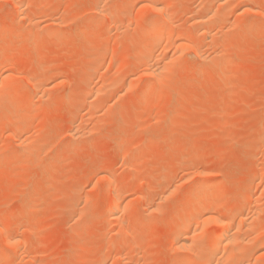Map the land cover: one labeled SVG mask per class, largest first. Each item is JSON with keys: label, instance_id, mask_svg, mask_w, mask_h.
Listing matches in <instances>:
<instances>
[{"label": "rangeland", "instance_id": "1", "mask_svg": "<svg viewBox=\"0 0 264 264\" xmlns=\"http://www.w3.org/2000/svg\"><path fill=\"white\" fill-rule=\"evenodd\" d=\"M14 1L17 2V0ZM14 1L0 0V5H1L0 17H3V20L0 19L2 21V23L0 22V24L2 25V26L0 25L1 26L0 29H2L0 32V63L5 61L7 58L10 59L14 57L15 61L14 58L11 60H13L14 64L16 63L18 64L17 67H14V65H13L14 68L12 67L13 69H15V71L13 69H11L12 70L11 71L10 70L11 67H5L0 64V73H1L0 75L2 76V74L7 73L8 71L13 73L12 76L16 79V81L19 80L16 82V84L18 82H19L18 85L22 84L20 86L22 88L24 86L25 91L24 88L22 90L25 93L19 92L18 93L19 95L17 96V94L13 95V93L9 91V93H6V95L8 94L9 95L8 96L5 95L6 98L9 97L8 99H6L7 105L5 104L3 106H0V113H1L0 118L3 117L6 119L9 113H12L13 115L15 113V117L17 116L22 120V121L20 120L22 126H19L21 124H19V118L17 120V117L15 118L16 120L11 119L12 121L9 125L7 122H9L10 118L8 117L9 119L7 122L5 121L6 123L3 121L4 126L3 124H1L2 122L0 120L1 122L0 123V150H1L0 155L2 154L3 156V159L1 158L2 156H0V161H2V163L0 162V213H5V215L7 214L5 218L3 217L4 218L3 221H1L2 218L0 219V222L1 225L5 224V226L7 223H9L7 225H9V227H12L11 229H9V233L8 231H6L8 233V235L5 233L7 236L5 234H2L3 236L0 235V247L2 250L0 251L1 263H3V261L5 262L7 258H10L11 260L14 261L13 264L15 263L18 264L19 261H20L19 264H29V263L30 264H38V263L39 264H70V263L87 264L89 263L88 261L92 259L99 260L101 258L103 259L110 258L109 259L110 260L109 264H110V262H113L112 260H114V257H115V261L117 257H119L117 260L119 264L121 263L124 264V262L125 264H130V263L174 264L176 258L180 256L179 253L180 254L182 253L181 255L183 256V258L182 256H180L182 258L181 260L188 259L189 256L191 258L192 254H190V252L188 251L183 252V250L181 251L177 248L176 238L174 240L175 236L173 232L171 233L169 227L172 225L171 223L176 219L174 218V216H176L177 212L179 211L178 208L180 209L184 205L186 207L188 205H191V204H183L184 201H182L181 198L182 196L183 198L185 197L184 192L186 191L188 192V190L192 188L191 186H194L198 183V182L196 183V180L199 182L209 181L211 179L216 180L220 188L218 187V189L212 191L211 197L218 204H221L224 208L233 210L234 215H237L238 214L237 211H240V209H238L236 204L241 200L242 194L245 193L248 189H252L253 193L255 194L254 196L255 199L252 198L251 200L252 202L251 201L247 203L244 202L245 204H247L244 205L246 209H249V212L245 210V213L247 212L246 213L247 216L248 214H252L249 215L248 217L252 218L251 221H253L254 223H257L258 219L259 221H261L260 223H262L263 225L259 223L258 227L259 226H261V228L264 227V214H262L264 212L263 210L264 209L263 208L264 207V141L261 140L262 138L264 139V136H262L264 130L263 129L264 128V27H263L264 0H253V1L245 0L246 3L244 0H233V2L230 1L228 6L229 8L226 10V12L222 11V13L226 14V17H224L222 21L223 23H221V25L222 24L224 25L223 28L221 29L218 28V31L223 32L221 33L220 37L224 36V38L222 39L226 43V46L225 43H222L224 45V48H222L223 46L222 44H220L222 41L221 39L219 40L220 37H218V39L217 38L213 39L214 42L216 40V43L221 41L220 43H218L219 47H217L218 45L217 46L213 45V46L218 49H220L221 46L223 52L224 50H226L225 49L226 47L227 48L226 51L227 53H229L232 59L231 67L228 70L230 71V73H232V75H234L233 73H235L234 75L235 81L232 80V82L228 86L223 85L224 83L223 80L225 75L223 76L222 74L223 73L226 74V71H223L222 73L219 70L217 71V69L215 68L207 71L203 70L204 62L202 63V61L199 58H197L198 56L195 48L197 45L200 44L204 46L206 43V45H208V42L210 43L211 40L210 41L206 40L207 41L206 42L204 36H201V34L203 35V31L198 33V30L200 29L198 28V25H195L193 19L196 18L197 16L203 15L206 11L210 10L211 7L213 9L215 8L217 10L218 9L222 10V7L220 8V5L216 7L219 0H179V1L173 0L174 10L176 13V20H177L176 21L174 19L175 22H177L178 23L177 25L183 28H188V29L190 28V30L194 32L197 31L196 35L194 33L193 38L189 40V43L191 42L190 46H192V43L193 44L196 43L197 45L194 44L195 46L188 48V50L184 51L183 53L179 52L180 54H182V56L180 54L178 55L182 57V61L183 58H185V56L186 58L189 57V59L187 60L188 61L190 60L191 64L187 62L186 59L184 60L185 63L184 62L182 63L187 64V67L189 69L191 68L190 70L187 69V71H189L190 73L184 72L183 75L182 74L183 72L182 73L179 72V75L181 74L180 78H178L179 77L178 73H175L177 75V76L174 75L175 77L172 75L167 76L169 80L167 77H166L167 80L166 78L164 80L165 82L169 81V83L168 82L167 83L170 84L169 91H171V94L169 91H166L165 94L163 95L164 97L162 96L161 99L160 97H158V94L157 95L155 94L156 90L159 87L162 88L161 87L162 85L159 83V81L156 82L157 80L155 81L150 77H146L142 72V70L145 69L142 68L143 67L142 65H140L141 66L140 69L139 67H137L139 70L137 68L136 69L132 68L133 66L132 61L133 60L135 61V57H133L135 56L133 55V51L136 50L135 47H132L133 46L132 40L136 36L137 32H135L136 26L131 23L134 22L136 15L142 14L141 13L142 9L140 6L138 7L136 5L137 3L131 4V8H129V12L127 14L129 17L127 15L125 16L126 17L125 22H128L125 25L131 24L129 29L125 28L122 31L121 30L118 31L115 28H113L114 32L112 31L111 33L112 35L110 34L112 39L111 40L109 36L108 38L105 37V34L112 30L111 25L110 24L107 25V23H104L105 25L103 24L102 27V23L99 22L101 16L99 17L97 11L96 10L94 11V8L92 7H94L95 4H97V1L98 3L103 1L104 2L103 5H105L106 2L109 4L110 1L113 2V0L110 1L109 0H95V1L94 0H46L47 2L45 3V5H43V3H40L39 1L37 3L36 1L34 3V5L36 4L35 6H37L40 3L37 7L44 8V10H42L43 8L41 9L42 11H44L43 12L44 15L40 10H38L37 17L34 15V17H36L35 20L37 21V23L36 21L33 22L36 23V25L39 24L38 25L39 27L36 26L35 24L32 25L31 23H29L28 25L27 23L28 21L24 20L25 19L24 17H21L22 14H19L20 12L19 7L17 9L16 2ZM18 1L21 2L24 0L21 1L18 0ZM26 1L27 0H25V2ZM115 2L118 4L121 2V0H119V2L118 0H114L113 3ZM252 2H254L253 5L255 6L254 8L255 11L253 10L254 13L253 11H250L249 14V11H246L243 8L245 7L244 4L250 5L252 4ZM213 4L215 6H212ZM230 4L231 5L233 4L232 7H230L231 6ZM110 5L111 4H109L108 6ZM118 6H121L122 8V5H118ZM45 7L47 8V10L51 12L50 13L51 16L50 14L47 15L49 11L46 10L47 11L46 12ZM49 7L50 9H48ZM178 7L181 9H179ZM130 10H131V17H130ZM220 10H218L217 12H219ZM8 11L10 12L9 14L7 13ZM227 11L229 12V14H227ZM147 12L149 13L147 14L145 12V15L143 14V16L144 18L147 17L146 19L149 20L154 19V17L156 18L158 15L157 13H156L157 15L153 14L155 12L152 10L151 12L150 11ZM3 13L4 15H2ZM93 14L95 15L96 18L94 17ZM240 15L241 16L244 15V16L241 17ZM11 16H13V18ZM39 18L45 19V21L42 20L41 22ZM49 18L51 20L53 19L52 22L54 23H52L49 20ZM94 18L95 20L99 18L98 20H96V23L95 20L94 21L92 20ZM5 19H7L6 22L4 21ZM38 20L40 23L38 22ZM46 20L49 23H47ZM58 20L59 22H57ZM91 21H93L94 23ZM239 23H241L242 25L243 23L245 24L251 23V24L249 28H245L242 25L240 26ZM91 24L92 26L93 25L94 26L92 27ZM192 24L194 25V27L192 26ZM106 25L110 26L111 28L107 27ZM238 25L239 28H236L238 27ZM41 26L44 27L41 28ZM217 27H219V24L217 25ZM90 28L94 30L92 31V29ZM197 33L201 37H199ZM231 34L237 35L236 40L233 39L232 41H230L231 39H229L230 38L229 35ZM227 35L228 38L225 39V36ZM245 35L248 37L247 42H245L246 41L245 39H247ZM79 38L82 40L86 38L85 40L88 42V44L86 41L80 42ZM92 38L95 40H92ZM97 38H99L100 40L96 41ZM227 39H229V42L227 41ZM88 40H90L91 43ZM124 41L127 42L123 44ZM7 42L11 43L10 47H5V43ZM199 42L201 43L198 44ZM202 42L205 43L202 44ZM77 43L82 44V46L80 45L81 48L80 46L79 47L74 46L77 45ZM92 43L94 45L91 46ZM106 43L108 45L110 43L109 45L110 47L111 46L115 47L114 49L113 47H111L112 49L111 51L115 50L113 52H115L116 55L118 53L116 51H120L121 55L120 54L118 55L120 56V60H118V58H115L112 61L111 60L112 55H109L107 59H101V60L99 59L93 60L89 57V53L95 51L94 49H92V47L98 49L99 47H102ZM85 44L87 45L86 47H84ZM209 46H206L205 47L206 49L205 48L204 49L209 51V53H211L214 50L213 54L212 53L211 55L209 54L212 60H215L218 57L221 58L223 54L226 53V51L224 53H220L216 51L218 49L215 48L216 49L215 50L213 46L211 47ZM87 47L91 48V51H89L90 49L85 50ZM117 47L120 49L118 50ZM131 47L133 50H131ZM168 47L167 50H169V53L166 50L167 53L169 54V56L172 55L174 57V54L176 53L174 46H172L173 48L171 46ZM207 47L209 49H207ZM79 49L82 52L81 51L78 52ZM210 49L213 50L211 51ZM122 51L125 52L122 53ZM77 52L81 53V55L80 54L78 55ZM214 53H220V54H214ZM76 54L78 55L79 58L76 57L77 56ZM123 54L125 55L123 56ZM216 55L219 56L216 58ZM157 57H155V59L153 60L154 62L150 61L151 63L148 64L151 65L152 63L155 64L159 62V60L157 62L155 61ZM182 63H180L181 67H185L184 65L182 66ZM118 65H121V67L120 66L118 67ZM127 65L128 68H126ZM129 65L132 69L129 67ZM18 66H20L19 68L20 70L18 69ZM4 68L6 69L4 70ZM7 68L8 71H6ZM196 68L198 69L197 71ZM130 69L131 71L128 72V70ZM93 70L96 71L94 72ZM132 70L134 71V73ZM140 71H141L140 73L141 75L138 73ZM183 71H186L185 68ZM120 72L121 73L124 72V73L121 74ZM92 73L93 75L96 74L97 78L98 77L99 78L96 79V76H94L93 78V76H91ZM102 73H107V74L106 75L103 74L102 76ZM117 73H119V75ZM16 74L17 77L15 76ZM37 74L39 75L42 74V76L43 75L45 76V81L43 84H45L46 86L49 85L47 87V90L43 87V85H42L43 88H41V92L38 90L36 91L35 88H33L34 76ZM108 74L111 75L109 79H112V77H116V78L118 77L119 79L120 78L122 79L123 76L125 77L127 75H131L130 77L129 76H127L126 78L123 77L122 80H126L127 78L128 79L134 78L135 82H133L134 83L133 89L129 88L126 90L127 91L126 92L123 89L124 81L120 79V82L118 84L117 82L119 80L116 82L118 78L117 79L113 78L114 82H116L118 85H116V83L112 85L110 84L108 85L107 82H105L106 81L105 79H101L104 77L107 78ZM48 75H50V77ZM46 77L49 78L46 79ZM90 77H92L91 81L93 82L90 83L87 89L91 91V89L94 88L97 89V87H100L99 86L100 84L101 85L106 84L108 86H111L113 89L111 90V88L109 87L110 89H108L107 91L108 96H110V94H112L113 91L117 90L115 91L116 95L113 93L114 96H112L113 95L112 94L110 100L109 98L107 99L108 97L107 95H104L103 98H101L102 101L100 100L101 104L99 103V100L95 99L93 106L94 108H92V106L89 107L90 105L86 103L84 100L85 97L84 94H86V92L88 91H85L82 88V84H83L82 81ZM29 78L30 80L31 79L32 80L30 81ZM136 78L138 79L136 80ZM100 80H103L105 84L104 83L102 84V81ZM150 80H153V82ZM203 80L204 82L202 83L201 81ZM144 81L146 82V84ZM48 82L51 83L48 84ZM94 82L95 84L93 85ZM147 82L150 84H148ZM175 84H178L180 86L177 87V85ZM150 85H152V87L147 91L148 94L147 96L146 90L147 87H150ZM200 88L201 90H199ZM36 92L37 94H35ZM132 92L134 93V95L132 94ZM123 94L125 96H121ZM143 94L146 95V97ZM152 94L157 99L154 98ZM173 94L175 99L173 97ZM175 94L179 95V97L176 98ZM47 95L48 97H45ZM119 96L123 97L124 99ZM0 97H2L1 94ZM25 97L27 101L24 99ZM127 97H129V99L132 101H129ZM143 97H145L144 99L146 100L147 104L145 103V100L144 101L142 100ZM21 98L24 101H26L25 104H29L26 106L28 108L23 106L24 103L23 101H21L22 100ZM120 98L121 100H118ZM168 100L170 101L168 102ZM32 101L33 104L31 103ZM106 101L110 104H108ZM125 101L128 103L124 105ZM103 103H105V105ZM86 104H88L89 106ZM116 104H118L119 106L118 105L115 106ZM129 104H131V106ZM14 106H16V109H13L15 108ZM33 106H35V108ZM5 107L7 108V111ZM115 107L121 110L119 111L121 113L118 114V109H116ZM173 107L176 108L174 109ZM18 109H21V111ZM93 109H95L96 111H93ZM110 109L111 112H109ZM22 110L25 111V114L24 112H22ZM18 111H20V113ZM91 111H93V113L91 114L92 117L90 114L89 115L87 114ZM106 111L109 112L108 113L109 115L106 113ZM177 111H180V113ZM21 112L24 114V117L22 114L23 118L20 117ZM5 113L7 114L6 117H5ZM114 113L115 115L118 114L119 117L118 115H117L118 118L114 117L115 116ZM98 115L102 118L98 117ZM106 115H108L109 117L108 121H106L107 119ZM83 116L84 117L87 116V118L86 117L85 118L88 120V123H85L86 120L84 122L85 118ZM97 117L102 119V121L100 119H97ZM113 118H117V119L112 120ZM89 119L91 120L89 121ZM96 120H99V122H97ZM120 120L121 122H119ZM81 121H83L82 123L84 124L82 125V128L90 127L92 131L86 129L85 132L84 129H82L81 133L83 134H80V136H78L80 137V139L77 136H76L77 138L74 137L75 138L74 139L71 136L72 135L71 131L74 129V127L79 125ZM110 121H112L113 123ZM13 122H16L18 126L16 124L15 126ZM28 123L32 125L29 126L30 124ZM98 123H102V124L98 125ZM112 125L113 126L115 125L116 127L115 126L113 127ZM12 126L14 127V129L12 128ZM35 127H37L36 129L37 131L34 129ZM16 129L18 132L16 131ZM14 130L16 131L17 134L16 133L14 134L15 132ZM19 131L20 134L24 132L23 135L26 136H28L31 133L32 136L29 135L28 137L30 138L34 137L33 139L31 138L33 141L32 142L30 141L29 143L30 149H32L33 151V155L28 153L26 150H23L21 146L22 145L21 142H18L19 140L18 137H20L18 134ZM120 131L122 132L119 133ZM110 132L113 135L112 134L110 135L109 134ZM114 132L117 134L114 135ZM122 136L123 137L125 136V138L122 139L121 138ZM167 140L169 142H167ZM123 144L125 146V149L122 148ZM121 148L124 149V152L127 149L129 155L124 157L123 154L124 152L121 150ZM20 154L22 157L20 156ZM105 160L110 161V164L112 163V165L110 166L109 164V166L113 168L108 172H104L103 174L104 175L109 174V176L113 175L112 177L114 178L119 176L118 178L115 179L112 178L114 179L113 180L114 183L116 182L115 180H117L118 185L115 183L117 186L124 185L125 183L127 184L129 180V184L127 185H130V188L133 189L131 190L129 196L133 198V201H136V204H134L135 215L132 218H128V220H126L127 219L126 218L125 219L126 221H121L122 223L120 221L118 223V220L115 223L116 219L114 220L112 215L110 217V215L108 216L104 215L102 212V209L104 207L103 204L105 202L104 199L107 200L106 199L107 197H105V195L103 194L101 188L102 186H100L102 185L100 184L101 183L100 181L102 180V178L100 177L104 175L100 174L102 170L100 173L98 172L99 169H101L99 167H102L105 163H109L106 162ZM45 163L47 166L45 167L47 169V173L45 168H43L45 166ZM131 166L133 169H131ZM134 166L135 167L137 166L138 168L136 167L137 168L136 169ZM89 167L91 169H89ZM14 169H17L18 171L15 174H12L11 172H13ZM199 170L200 171L202 170L201 173L199 172ZM160 171L170 173V176L172 178L170 177L169 179H167L168 181L165 180L163 181L164 183L162 182V184H160L159 181L161 179L159 180L157 177V175H161ZM253 172L258 174L259 176L256 174L253 175ZM43 173L46 174L47 176H50L48 174L50 173L52 176L50 177V179H48L47 177L48 179L47 180L45 179L46 176H44ZM42 174L43 176H40ZM260 174H262L261 177ZM58 176L63 177V178L60 177L61 181H57V179L59 178ZM43 177L45 178L43 179ZM84 177H86V179H83ZM130 177H132V180L135 179L133 180V183L131 182ZM203 177L205 179L208 177L209 180L208 178L204 180ZM40 178L42 180H40ZM198 178H200L201 180L200 179L198 180ZM142 182L144 183V185ZM158 183L160 184V186ZM90 184L92 185L91 187H89ZM95 184L97 186L98 185L100 186V187L99 186L95 187L94 189L97 188L96 190L93 189V186H96ZM177 184L178 186H174ZM171 185H173L172 187L174 188L178 187V189L176 190L172 188ZM32 186L33 187L35 186V188H33ZM163 186H165L166 188L164 187V189H168V191L164 190L162 188ZM224 187L225 190L223 189ZM171 189H173L174 191H172ZM182 189L184 192H182ZM34 191H37L38 193L36 194L37 196H34L29 199V196ZM163 191L164 192L172 191V193L168 194V198H169L167 199L168 201L165 200L167 204L166 202H163V200L160 199L162 198L161 195L163 196L164 194ZM53 193L54 195H51ZM88 193H90L89 196H91L94 199V200L92 199L91 202H88V199L90 198L88 197ZM93 193H95V197L92 196L94 195ZM143 193L146 197L143 196ZM179 193L180 196H178ZM100 194H103L104 196L103 195L100 196ZM138 195L140 198L138 197ZM99 196L102 197V200L101 198L99 199ZM96 197L99 199V201ZM144 197L146 200L144 199ZM152 200L154 201L153 203L158 202L157 204L159 205L158 207L159 211H157L155 214L150 213L148 209V207L150 208V206L152 205L151 204ZM95 201L98 202L95 203ZM146 201L149 202V204L148 203L145 204ZM169 201L171 202L170 205H169L170 203ZM71 203H73L72 204L73 207L75 206L74 208L70 206ZM76 203L77 204L79 203L77 207H76ZM255 207L256 209L258 207L262 209L261 212L258 210L259 208L257 209L258 210L256 212L257 216L260 214L258 216V219L256 218L257 217L256 215L255 217L253 215L256 214L254 210ZM137 208L139 209L137 210ZM250 210H252V213H250ZM12 212L15 213L13 214ZM0 215L3 216V214ZM196 221L198 222L199 219L193 220L194 225H197ZM117 223L119 224V227ZM123 223L126 224L125 225L126 227H123L124 226ZM74 226L76 227L74 228ZM88 226H90L89 227L90 229L88 228ZM255 226H256L255 228H252L253 230L254 229L257 230L258 227L257 225ZM211 228L213 229V226H211L209 230ZM84 229L88 230L86 232L88 233L87 235L89 237L86 235V238L84 237L85 239L82 238L83 240L82 239L80 240L78 238L79 233L81 232V230L83 231ZM167 229H169V231ZM253 230H249V231L245 230L244 236L249 238L248 236L250 235V231L259 232ZM262 230H260V232H261V236L263 237L264 228H262ZM246 231L249 232L248 233L249 235L247 236H246L247 233ZM27 232L30 235L28 234V236H26L25 234H27ZM15 233L16 235L18 234L19 236H21L23 240L18 235L15 237ZM11 234L12 237L18 238V240L20 239V241H22V242L19 241L20 243L18 245L20 246L15 247L10 244V242L8 241L9 239L8 236L11 237ZM105 234L106 236H108L107 237L108 241L106 240L108 244L106 245L105 242L101 246L100 243L102 239L106 237ZM171 234L173 235V238ZM255 234H256L255 236H257L258 233ZM261 236L260 238H262ZM130 237L132 238L134 237V238L130 239ZM258 238L259 237L257 238L255 237V240L256 241L260 240L259 242H257L259 245L256 243L254 238L252 239V234L250 235L249 240L252 239L255 242L252 243L250 240L251 243L248 245L249 248V249L247 248L248 251L253 248L252 246H255L254 250H256V252H258L257 250L264 248V243L263 241H261L262 239L259 238L258 240ZM111 241H115L116 245L114 244V242ZM2 243H4V245ZM111 243L115 245L114 248ZM131 243L132 245L135 243L133 247L132 246L130 247ZM255 243L257 246L254 245ZM49 247H51L50 250ZM98 247H100V249H98ZM11 248L13 249L18 248V251L20 252H17V250L16 252L18 254L20 253L19 256L18 255L16 256V253H14L15 250H12ZM247 249L244 250L245 252H243L245 253V255L242 254L244 257H248V254H250V256L256 254L255 251L253 253V250L251 253L250 251L248 253ZM126 251H128V253ZM129 252L132 254L135 253L134 254L135 256L131 255ZM23 254L24 256H22ZM114 254L117 257L114 256ZM119 254L121 256H119ZM127 254L131 256L129 257L127 256ZM174 255L176 256L175 259H174L175 257ZM260 255L261 254H259V256ZM184 256L187 257L184 258ZM33 257L35 258V260H33L34 259ZM261 257H264V254H262ZM131 258L133 262H129L131 261ZM40 259L41 261H39ZM172 259H174V261H172ZM119 260L122 261L120 262ZM135 261L138 262L135 263Z\"/></svg>", "mask_w": 264, "mask_h": 264}, {"label": "bare ground", "instance_id": "2", "mask_svg": "<svg viewBox=\"0 0 264 264\" xmlns=\"http://www.w3.org/2000/svg\"><path fill=\"white\" fill-rule=\"evenodd\" d=\"M14 1V0H13ZM21 1V0H20ZM28 1V2H27ZM26 2H25V0L24 1H21V2H19L18 0H17V2L16 1H14V2H16V6H17V9H18V7H19V14H22V15H24V16H22L21 15V17H24L25 19L24 20H27L28 22V25H29V23H31L32 25H36V23H37V21L35 20V18L37 17V13H38V10H40L41 12H42V14H43V12L44 11H42V10H44V8L43 7H37L40 3H43V5H45V3L47 2L46 0H27ZM37 1V3H38V1L40 2L37 6H35L34 5V3ZM95 1V0H94ZM110 1V0H109ZM179 1V0H178ZM230 1H232L233 2V0H219V2L217 3V5H216V7H218V5H220V8L222 7V10H220V9H218V10H220L219 12H217L218 10L217 9H213L212 7H211V9L210 10H208V11H206L203 15H200V16H197L196 18H192L193 20V22H195V25H198V28L200 29V30H198V33L199 32H201V31H203V35L201 34V36H204V39H205V41L206 40H208V41H210V43L208 42V45H206V43H205V45L203 46V45H201L200 43L201 42H199L198 44H200V45H197L196 43H194V44H196L197 46L195 47L196 48V51H197V58H199L201 61H202V63L204 62V71H207V70H210V69H213V68H215V69H217V71L219 70V71H221L222 73H223V71H226V74H222L223 76L225 75V77H224V83H223V85L224 86H228L231 82H232V80L233 81H235L234 79H235V73H233L234 75H232V73H230V71L228 70L230 67H231V63H232V59H231V57H230V55H229V53H227V48L225 47V49L226 50H224V52L226 51V53H224L223 52V50H222V48H224V45L222 44V43H225L224 42V40L222 39V38H224V36H221L220 37V35H221V33H223V32H220V31H218V28H223V24L221 25V23H223L222 21H223V19H224V17H226V14L225 13H222V11H225L226 12V10L229 8L228 6H229V3H230ZM245 1V0H244ZM249 1V0H248ZM251 1H253V0H251ZM251 1H250V3H251ZM113 2H114V0H113ZM113 2H111L110 1V3L109 4H111L110 6H108L109 4L107 3H105V5H103L104 4V2L102 1V2H99L98 3V1H97V4H95V6L94 5H91V6H94V7H92V8H94V11L96 10L97 11V13H98V15H99V17H100V19L99 18H97L96 20H98L99 19V22L100 23H102V27H103V24L104 23H107V25H111V27H112V30L111 31H109V32H107L106 34H105V37H107L108 38V36L110 37V39H111V36H110V34L112 33V31H113V28H115L116 30H123V29H125V28H128L129 29V27H130V25L131 24H134L136 27V30H135V32H137V34H136V36L133 38V46L132 47H135L136 48V50L135 51H133V55H135V56H133V57H135V61L133 60L132 62H133V66H132V68H134V69H136L137 67H139V69L141 68V66L140 65H142L143 67L142 68H145L144 70H142V72L144 73V75L146 76V77H150V78H152V79H154L156 82H158L159 81V83L162 85L161 87L162 88H160L159 86V90L157 91L156 90V95L158 94V97H160V99L162 98V96L165 94V92L166 91H169V87H170V84H168L169 83V81H167V82H165V78L167 77V76H169V75H172V76H174V75H176L175 73H178V75H179V72H183L182 74L184 75V72H188V73H190L189 71H187V69L188 70H190L188 67H187V64H184L185 62H184V60L186 59H189V57H187L186 58V56H185V58H183V61H182V54H180V53H183L184 51H186V50H188V48H190V47H192V46H195L193 43H192V46H190L191 44V42L189 43V40H191L192 38H193V34L195 33V35H196V32H194V31H191L190 30V28L188 29V28H183V27H181V26H179V25H177L178 23L177 22H175V20H176V13H175V10H174V1L173 0H121V4L120 3H113ZM118 2H119V0H118ZM236 2V1H235ZM2 3V2H1ZM96 3V2H95ZM133 3H137L136 5L139 7H141V15L139 14V15H136V17H135V19H134V22L133 23H131L130 25L128 24V25H125L126 23H128V22H125V16L128 14V12H129V8H131V4H133ZM139 3V4H138ZM245 3H246V1H245ZM18 4V5H17ZM254 4V2H252V4H248V5H246V4H244L245 5V7H244V5H243V9H245L246 11H249V14H250V11H253L254 10V8H255V6L253 5ZM42 5V4H41ZM40 5V6H41ZM48 5H50V4H48ZM118 5H122V8H121V6H118ZM176 5V4H175ZM231 5V4H230ZM233 5V4H232ZM232 5L230 6V7H232ZM70 6V5H69ZM212 6H215L214 4L212 5ZM0 7H1V5H0ZM26 7V8H25ZM258 7V6H257ZM43 8V9H42ZM46 8V7H45ZM91 8V7H90ZM136 8V7H135ZM179 8V7H178ZM16 9V10H17ZM42 9V10H41ZM48 9H50V7L48 8ZM179 9H181V8H179ZM224 9V10H223ZM47 10V8L45 9V11ZM151 10L152 11H154L155 13H153V14H155V15H157V17L155 18L154 17V19H146V18H144V16H143V14L145 15V12L148 14L149 12H147V11H150L151 12ZM239 10V9H238ZM258 10V9H257ZM6 11V10H5ZM47 11H49V10H47ZM46 11V12H47ZM88 11H90V10H88ZM92 11V10H91ZM178 11V10H177ZM246 11H245V13H246ZM255 11V10H254ZM254 11H253V13H254ZM138 12V11H137ZM144 12V13H143ZM239 12V11H238ZM258 12V11H257ZM8 14L10 13L9 11L7 12ZM7 13H5V14H7ZM17 13H18V11H17ZM51 12L49 11V13H47V15L48 14H50ZM132 13H134V12H132ZM140 13V12H139ZM157 13V14H156ZM181 13H183V12H181ZM95 14V13H94ZM93 14V15H94ZM136 14V13H135ZM153 14H151V15H153ZM227 14H229V12L227 11ZM248 14V15H249ZM2 15H4V13L2 14ZM34 15L36 16V17H34ZM39 15H40V13H39ZM44 15V14H43ZM43 15H42V17H43ZM150 15V14H149ZM148 15V16H149ZM179 15V14H178ZM230 15H231V12H230ZM50 16H51V14H50ZM49 16V17H50ZM96 16H97V14H96ZM128 16V15H127ZM228 16V15H227ZM239 16V15H238ZM241 16V15H240ZM242 16H244V15H242ZM241 16V17H242ZM12 18H13V16H11ZM39 17H41V16H39ZM45 17H48V16H45ZM94 17H95V15H94ZM129 17V16H128ZM130 17H131V10H130ZM177 17H179V16H177ZM182 17V16H181ZM5 18V17H4ZM54 18V17H53ZM96 18V17H95ZM95 18L94 19H92L93 21L95 20ZM132 18H133V16H132ZM131 18V19H132ZM246 18V17H245ZM0 19L1 20H3V17H0ZM21 19V18H20ZM40 19V18H39ZM175 19V20H174ZM242 19V18H241ZM0 20V22L2 23V21ZM6 20L7 19H5L4 21L6 22ZM22 20V19H21ZM42 20H44L45 21V19H40V21L42 22ZM49 20L52 22V20L49 18ZM55 20H56V18H55ZM96 20H95V23H96ZM228 20V19H227ZM243 20H245V19H243ZM33 21H36V23H34ZM43 21V22H44ZM93 21H91V22H93ZM130 21V20H129ZM177 21V20H176ZM238 21V20H237ZM250 21V20H249ZM254 21V20H253ZM253 21H251V22H253ZM261 21V20H260ZM5 22H3V23H5ZM24 22V21H23ZM38 22H39V20H38ZM46 22H47V20H46ZM50 22V23H51ZM57 22H59V20L57 21ZM98 22V21H97ZM98 22V23H99ZM179 22V21H178ZM192 22V23H193ZM239 22H241V21H239ZM246 22V21H245ZM26 23V22H25ZM40 23V22H39ZM47 23H49V22H47ZM46 23V24H47ZM52 23H54V22H52ZM94 23V22H93ZM238 23V22H237ZM236 23V24H237ZM30 24V25H31ZM45 24V23H44ZM63 24V23H62ZM61 24V25H62ZM181 24V23H180ZM189 24V23H188ZM188 24H187V26H188ZM219 24V27H217V25ZM251 24V23H250ZM250 24H245V23H243V25L241 24V23H239V25L241 26H243V27H245V28H249V26H250ZM1 25V24H0ZM31 25V26H32ZM39 25V24H38ZM38 25H36V26H38ZM41 25H42V23H41ZM53 25V24H52ZM88 25H90V24H88ZM105 25V24H104ZM106 25V26H107ZM113 25V26H112ZM191 25V24H190ZM233 25V24H232ZM239 25H238V27H236V28H239ZM245 25V26H244ZM261 25V24H260ZM2 26V25H1ZM0 26V27H1ZM27 26V25H26ZM47 26V25H46ZM91 26H92V24H91ZM94 26V25H93ZM92 26V27H93ZM192 26L194 27V25L192 24ZM258 26V25H257ZM263 26V25H262ZM28 27V26H27ZM35 27V26H34ZM39 27V26H38ZM44 26H41V28H43ZM57 27V26H56ZM98 27V26H97ZM107 27H109V28H111L110 26H107ZM132 27V26H131ZM197 27V26H196ZM229 27V26H228ZM231 27V26H230ZM233 27H235V26H233ZM264 27V26H263ZM40 28V29H41ZM99 28H100V26H99ZM245 28H244V30H245ZM258 28V27H257ZM58 29V28H57ZM90 29H92V28H90ZM114 29V30H115ZM193 29V28H192ZM225 29V28H224ZM1 30L2 29H0V32H1ZM38 30V29H37ZM94 29H92V31H93ZM247 30V29H246ZM133 31H134V29H133ZM226 31H228V30H226ZM230 31V30H229ZM233 31V30H232ZM255 31H257V30H255ZM55 32V31H54ZM114 32V31H113ZM124 32V31H123ZM262 32V31H261ZM34 33V32H33ZM42 33V32H41ZM91 33V32H90ZM198 33H197V35H198ZM229 33V32H228ZM250 33H251V31H250ZM99 34V33H98ZM120 34H121V32H120ZM249 34V33H248ZM47 35V34H46ZM93 35V34H92ZM112 35V34H111ZM130 35V34H129ZM232 35V36H231ZM231 35H229V39H231L230 41H232L233 39H235L236 40V38H237V35H233V34H231ZM246 35H247V32H246ZM245 35V36H246ZM80 36V35H79ZM86 36H87V33H86ZM88 36H89V33H88ZM199 37H201L200 35H198ZM104 37V36H103ZM218 37H220L219 38V40L221 39V43L220 42H218V43H220V44H222V48H221V46H220V49H218V48H216V47H214L213 45H215V46H217L218 45V43H216V40H215V42L213 41V39H218ZM247 37V36H246ZM256 37V36H255ZM47 38V37H46ZM95 38H96V36H95ZM99 38H101V37H99ZM99 38H97V40L96 41H98V40H100ZM113 38V37H112ZM131 38H132V36H131ZM136 38V39H135ZM226 38H228V35L227 36H225V39ZM80 39V38H79ZM86 39V38H85ZM85 39H80V42L81 41H86ZM119 39V38H118ZM135 39V40H134ZM229 39H227V41L229 42ZM251 39V38H250ZM38 40V39H37ZM92 40H95V39H93L92 38ZM91 40V41H92ZM112 40V39H111ZM241 40V39H240ZM246 41L245 42H247V40H248V37H247V39H245ZM261 40V39H260ZM34 41V40H33ZM40 41V40H39ZM89 42H90V40H88ZM202 41V40H201ZM78 42V41H77ZM87 42V41H86ZM112 42V41H111ZM120 42V41H119ZM127 42V41H126ZM125 41H124V43L123 44H125L126 43ZM197 42V41H196ZM207 42V41H206ZM212 42H213V44H212ZM249 42V41H248ZM35 43V42H34ZM74 43H76V42H74ZM91 43V42H90ZM130 43V42H129ZM132 43V42H131ZM203 42H202V44H204ZM87 44H88V42H87ZM96 44H98V43H96ZM211 44V45H210ZM36 45V44H35ZM41 45V44H40ZM82 46V44H79V43H77V45H74L75 47H79V46ZM92 45H94L93 43L91 44V46ZM109 45H110V43H109ZM107 43L105 44V45H103L102 47H99L98 49L96 48H94V47H92V49H94L95 51L94 52H91V53H89V57L91 58V59H93V60H101V59H107V57L109 56V55H112L111 56V60L113 61V59H115V58H118V60H120V56H118L119 54L121 55V53H120V51H116V52H118L117 53V55H116V53L115 52H113V51H115V50H113V51H111L112 49H111V47H113V46H109ZM111 45H112V43H111ZM114 45V44H113ZM121 45H122V43H121ZM120 45V46H121ZM210 45V46H209ZM246 45V44H245ZM11 46V43L10 42H7V43H5V47H10ZM81 46H80V48H81ZM87 45L85 44L84 45V47H86ZM115 46V45H114ZM127 46V45H126ZM125 46V47H126ZM168 46H174V49H175V51H176V53L174 54V57L172 56H169V50H167V47ZM206 46H209V47H211V46H213L214 47V49L216 48V49H218V50H216V51H218V52H220V53H224L223 54V56L220 58V57H218L217 55H216V58L218 59H215V57H214V59L215 60H212L211 59V57L209 56V54L211 55V53L213 54V51L211 52V53H209V51H207V50H205L206 48ZM225 46H226V43H225ZM249 46V45H248ZM32 47V46H31ZM110 47V48H109ZM132 47H131V50H133L132 49ZM217 47H219V45L217 46ZM115 47H113V49H114ZM118 48V47H117ZM122 48V47H121ZM168 48H170V47H168ZM173 48V47H172ZM172 48H171V50H172ZM205 48V49H204ZM78 49V48H77ZM89 50V51H91V48H89V47H87L85 50ZM120 48H118V50H119ZM123 49V48H122ZM207 49H209L208 47H207ZM168 51V53H167V51ZM219 50H221V51H219ZM34 51V50H33ZM38 51V50H37ZM81 50L79 49V51L78 52H80ZM215 51V52H216ZM39 52V51H38ZM77 52V53H78ZM82 52V51H81ZM123 52H125V51H122V53ZM136 54H135V53ZM172 52V51H171ZM180 52V53H179ZM188 52V51H187ZM220 53H214V54H220ZM81 55V53H78V55ZM173 54V53H172ZM181 55V56H178V55ZM77 55V54H76ZM78 55L76 56V57H78ZM117 57H116V56ZM125 54H123V56H124ZM176 55V56H175ZM158 56V57H157ZM221 56V55H220ZM155 57H157L156 58V62L159 60V62H157V63H152L151 65H149L148 63H151L154 59H155ZM159 57H162V58H159ZM10 58V57H9ZM14 58V57H13ZM13 58H10V59H6L5 61H3V62H1L0 64L1 65H3V66H5V67H11L10 68V70L11 69H13L14 67H17V64L18 63H16V64H14V62H13V60H11V59H13ZM79 58V57H78ZM159 58V59H158ZM220 58V59H219ZM81 59V58H80ZM129 59V58H128ZM134 59V58H133ZM152 59V60H151ZM2 60H4V59H2ZM108 60H110V59H108ZM117 60V61H118ZM131 60V59H130ZM14 61H15V58H14ZM36 61V60H35ZM151 61V62H150ZM196 61V60H195ZM119 62V61H118ZM154 62V61H153ZM182 62H184V63H182ZM187 62H191L190 60L188 61L187 60ZM186 62V63H187ZM112 63V62H111ZM116 63V62H115ZM114 63V64H115ZM128 63V62H127ZM127 63H124V64H127ZM180 63H182V66L184 65L185 67H181V64ZM120 64V63H119ZM129 64V63H128ZM191 64V63H190ZM13 65H14V67H13ZM16 65V66H15ZM148 65V66H147ZM20 66H21V64H20ZM20 66H18V69L20 68ZM84 66V65H83ZM121 67V65H118V67ZM145 66V67H144ZM147 66V67H146ZM201 66V65H200ZM13 67V68H12ZM115 67V66H114ZM129 67H130V65H129ZM187 67V68H186ZM193 67H195V66H193ZM125 68V67H124ZM123 68V69H124ZM126 68H128V65H127V67ZM131 68V67H130ZM131 68V69H132ZM184 68H185V70L186 71H183L184 70ZM198 68V67H197ZM196 68V71L198 70ZM6 68H4V70H5ZM17 69V68H16ZM118 69V68H117ZM117 69H115V70H117ZM131 69L130 70H128V72H130L131 71ZM133 69V70H134ZM138 69V68H137ZM138 69V70H139ZM1 70H3V69H1ZM14 71H15V69H13ZM20 70V69H19ZM90 70V69H89ZM122 70V69H121ZM132 70V71H133ZM229 72H228V71ZM6 71H8V68H7V70ZM5 71V72H6ZM12 71V70H11ZM17 71V70H16ZM94 72L96 71V70H93ZM93 71H91V72H93ZM124 71H126V70H124ZM195 71V70H194ZM216 71V72H217ZM4 72V73H5ZM82 72H84V71H82ZM11 72H7V73H5V74H2V76L0 75V94H1V96L2 97H0L1 99H0V106H3V105H7V100L6 99H8V98H6L5 97V95H6V93H9V91L11 92V93H13V95L14 94H17V96L19 95L18 93L20 92H23V93H25L24 91H25V88H24V86H23V88H24V91L22 90L23 88L20 86V85H22V84H19L18 85V83L16 84V82L17 81H19V80H17L16 81V79L12 76V74L13 73H11ZM18 73V72H17ZM49 73V72H48ZM53 73V72H52ZM101 73V72H100ZM99 73V74H100ZM111 73H113V72H111ZM121 73V72H120ZM122 73H124V72H122ZM121 73V74H122ZM133 73H134V71H133ZM139 74L141 73V71L140 72H138ZM138 73H136V74H138ZM1 74V73H0ZM103 74H107V73H102V76H103ZM115 74V73H114ZM114 74H112V75H114ZM118 75H119V73H117ZM120 74V75H121ZM126 74V73H125ZM130 74V73H129ZM19 75V74H18ZM101 75V74H100ZM99 75V76H100ZM104 75V76H105ZM117 75V76H118ZM141 75V74H140ZM182 75V76H183ZM16 77H17V74L15 75ZM49 77H50V75H48ZM91 76H93V78H94V76H96V74L95 75H93V73L91 74ZM110 76L111 75H109L108 74V79L110 78ZM123 76V75H122ZM127 76H131V75H127ZM127 76H123L124 78H126ZM133 76V75H132ZM144 76V77H145ZM177 76V75H176ZM180 76H181V74L179 75V77L178 78H180ZM222 76V77H223ZM238 76V75H237ZM241 76V75H240ZM49 77H46V79H48ZM120 77V76H119ZM123 77H122V79H123ZM175 77V76H174ZM20 78V77H19ZM91 78L92 77H90V78H87V79H85V80H83L82 82H83V84H82V88L85 90V91H88V92H86V94H84L85 95V97H84V100H85V102L86 103H88V104H86V105H88L89 107H91L92 106V108H94L93 106H94V101H95V99L96 100H99V103L102 101V99L101 98H103V96L104 95H107L108 96V94H107V91H108V89H110L111 88V90H113L112 89V87L111 86H108L109 84L110 85H112V84H115L118 80V84H119V82H120V79L118 78H116V77H112V79L113 78H115V79H117L116 80V82H114V79L112 80V79H107L106 77H104V78H101V79H105L104 81L105 82H107V84L108 85H106L105 84V82H103V80H100V81H102V84L104 83L105 85H99L100 87H97V89H91V91L89 90V89H87L88 87H89V85H90V83L91 82H93V81H91ZM99 78V77H98ZM97 78V76H96V79H98ZM149 78V79H150ZM168 78V77H167ZM167 78H166V80H167ZM171 78V77H170ZM18 79V78H17ZM44 79V80H43ZM121 79V80H122ZM138 78H136V80H137ZM140 79V78H139ZM176 79V78H175ZM29 80H30V78H29ZM32 80V79H31ZM30 80V81H31ZM109 82H111V83H109ZM127 80V81H126ZM126 80H122V81H124L123 83V89L126 91L127 89H129V88H132L133 89V85H134V83L133 82H135L134 81V78L132 79V78H127ZM147 80V79H146ZM168 80H169V78H168ZM174 80V79H173ZM179 80V79H178ZM44 81H45V76L43 75L42 76V74L41 75H39V74H37V75H35L34 76V80H33V88H35V90L37 91H40L41 92V88H45L46 90H47V87L49 86V85H45V84H43L44 83ZM48 81V80H47ZM46 81V82H47ZM99 81V80H98ZM113 81V82H112ZM121 81V82H122ZM148 81V80H147ZM150 81H152L153 82V80H150ZM222 81V82H223ZM45 82V83H46ZM51 82H52V80H51ZM51 82H48V84L49 83H51ZM145 82V81H144ZM176 82H177V80H176ZM179 82V81H178ZM202 83L204 82V80L203 81H201ZM116 83V85H118ZM138 83H139V81H138ZM148 83V82H147ZM95 84V82L93 83V85ZM99 84V83H98ZM97 84V85H98ZM145 84H146V82H145ZM148 84H150V83H148ZM147 84V85H148ZM206 84V83H205ZM42 85H43V87H42ZM51 85V84H50ZM174 85V84H173ZM175 85H177V87H179L180 85H178V84H175ZM46 86V87H45ZM132 86V87H131ZM157 86V85H156ZM202 86V85H201ZM110 87V88H109ZM114 87H115V85H114ZM120 87V86H119ZM151 87H152V85H150V87H147V90H146V94H147V91L149 90V89H151ZM174 87V86H173ZM176 87V86H175ZM199 87H200V84H199ZM135 88V87H134ZM203 88V87H202ZM28 89V88H27ZM40 89V90H39ZM87 89V90H86ZM178 89V88H177ZM191 89V88H190ZM217 89V88H216ZM35 90H34V92H35ZM120 90V89H119ZM122 90V89H121ZM131 90V89H130ZM155 90V89H154ZM199 90H201V88L199 89ZM204 90H205V88H204ZM213 90V89H212ZM215 90V89H214ZM84 91V92H85ZM115 91H117V90H115ZM115 91H113V93L115 94ZM123 91V90H122ZM39 92V93H40ZM124 92V91H123ZM127 92V91H126ZM158 92V93H157ZM170 92V94H171V91H169ZM199 92V91H198ZM201 92V91H200ZM217 92V91H216ZM219 92V91H218ZM38 93V94H39ZM45 93V92H44ZM49 93V92H48ZM47 93V94H48ZM112 93V94H113ZM118 93H120V92H118ZM134 93H135V91H134ZM134 93L132 92V94L134 95ZM149 93V92H148ZM172 93H174V92H172ZM221 93V92H220ZM27 94V93H26ZM29 94V93H28ZM34 94V93H33ZM35 94H37V92L35 93ZM112 94H110V96H108L107 97V99L109 98V100H110V98L112 97V96H114V94L112 95ZM122 94V93H121ZM129 94H131V93H129ZM144 94H145V92H144ZM143 94V95H144ZM210 94V93H209ZM9 95V94H8ZM8 95H6V96H8ZM25 95V94H24ZM112 95V96H111ZM116 95V94H115ZM120 95V94H119ZM136 95V94H135ZM142 95V96H143ZM176 95V98L177 97H179V95H177V94H175ZM20 96H21V94H20ZM22 96H23V94H22ZM42 96H43V94H42ZM121 96H125L124 94L123 95H121ZM121 96H119V97H121ZM142 96H140V97H142ZM145 97H146V95H144ZM147 96H148V94H147ZM152 96H153V94H152ZM172 96V95H171ZM45 97H48V95L47 96H45ZM137 97V96H136ZM145 97H143V101L145 100L144 98ZM154 98H156L155 96H153ZM164 97V96H163ZM173 97H174V94H173ZM35 98H36V96H35ZM35 98H34V100H35ZM44 98V97H43ZM121 98H123V97H121ZM121 98L120 99H118V100H121ZM132 98H134V97H132ZM131 98V99H132ZM169 98V97H168ZM208 98V97H207ZM22 99V98H21ZM25 100H26V97L24 98ZM83 99V98H82ZM124 99V98H123ZM127 99H129V97H127ZM157 99V98H156ZM156 99H155V101H156ZM159 99V98H158ZM167 99V98H166ZM174 99H175V97H174ZM183 99V98H182ZM31 100V99H30ZM44 100V99H43ZM101 100V101H100ZM112 100V99H111ZM165 100V99H164ZM20 101V100H19ZM21 101H23V103H24V105L23 106H27V105H29V104H25L26 103V101H24L23 99L21 100ZM48 101V100H47ZM129 101H132V100H130L129 99ZM141 101V100H140ZM170 100H168V102H169ZM10 102H11V99H10ZM28 102H29V100H28ZM44 102V101H43ZM98 102V101H97ZM107 102V101H106ZM105 102V103H106ZM122 102H124V101H122ZM159 102H160V100H159ZM212 102V101H211ZM9 103V102H8ZM32 104H33V101L31 102ZM31 103H30V105H31ZM105 103H103L104 105H105ZM108 103V102H107ZM112 103V102H111ZM121 103V102H120ZM128 102H126L125 101V103H124V105L125 104H127ZM131 103V102H130ZM145 103H146V100H145ZM154 103V102H153ZM101 104V103H100ZM108 104H110V103H108ZM140 104V103H139ZM144 104V103H143ZM147 104V103H146ZM157 104V103H156ZM9 105V104H8ZM12 105H14V104H12ZM85 105V106H86ZM107 105V104H106ZM118 104H116L115 106H117ZM130 106H131V104H129ZM176 105V104H175ZM174 105V106H175ZM218 105V104H217ZM36 106V105H35ZM35 106H33L34 108H35ZM119 106V105H118ZM121 106V105H120ZM127 106V105H126ZM125 106V107H126ZM129 106V107H130ZM141 106V105H140ZM146 106V105H145ZM168 106V105H167ZM11 107V106H10ZM15 108H13V109H16V106H14ZM96 107V106H95ZM133 107V106H132ZM6 108V107H5ZM26 108H28V107H26ZM107 108V107H106ZM116 108V107H115ZM157 108V107H156ZM161 108V107H160ZM165 108V107H164ZM174 108V107H173ZM172 108V109H173ZM176 108V107H175ZM174 108V109H175ZM212 108V107H211ZM22 109V108H21ZM21 109H18V110H20L21 111ZM24 109V108H23ZM95 109H97V108H95ZM95 109H93V111H96ZM108 109V108H107ZM116 109H118V108H116ZM123 109H124V107H123ZM128 109V108H127ZM216 109H217V106H216ZM2 110V109H1ZM5 110V109H4ZM91 110V109H90ZM102 110V109H101ZM104 110V109H103ZM115 110V109H114ZM130 110H131V108H130ZM163 110V109H162ZM214 110V109H213ZM6 111H7V108H6ZM20 111H18L19 113H20ZM87 111V110H86ZM93 111H91V112H89V113H87L88 115L90 114H92L93 113ZM119 111H121V110H119L118 109V114L119 113H121V112H119ZM124 111V110H123ZM212 111V110H211ZM215 111V110H214ZM4 112V111H3ZM8 112H10V111H8ZM16 112V111H15ZM22 112H24V114H25V111H23L22 110ZM21 112V115H20V117L21 118H23L24 117V114ZM27 112V111H26ZM109 112H111V109L109 110ZM109 112H107L106 111V113L108 114ZM114 112V111H113ZM132 112V111H131ZM177 112H179L180 113V111H177ZM216 112V111H215ZM14 113V112H13ZM96 113V112H95ZM94 113V114H95ZM181 113H182V111H181ZM1 114V113H0ZM12 113H9V115H8V117L10 118H3V117H1L0 118V120H1V124H3V126H4V122L6 121H8V119H9V122H7L8 123V125L11 123V119H13V120H16L15 118L17 117H15V113H14V117L11 115ZM22 114H23V117H22ZM87 114H85V115H87ZM117 114V115H118ZM124 114V113H123ZM122 114V115H123ZM10 115H11V117H10ZM109 115V114H108ZM108 115H106L107 116V119H106V121H108L109 119V117H108ZM114 115H115V113H114ZM117 115H115L114 117H117ZM122 115H120V116H122ZM7 116V114L5 113V117ZM76 116V115H75ZM80 116H82V115H80ZM93 116H95V115H93ZM13 117V118H12ZM72 117H73V115H72ZM84 117V116H83ZM82 117V118H83ZM86 118H87V116H85ZM84 117V118H85ZM91 117H92V115H91ZM98 117H100L99 115H98ZM97 117V119H100V118H102V117H100V118H98ZM118 117H119V115H118ZM117 117V118H118ZM3 118V119H2ZM18 118L19 117H17V120H18ZM71 118V117H70ZM84 119V122H85V120H86V122L85 123H88V120L87 119ZM105 118V117H104ZM117 118H113L112 120H114V119H117ZM120 119H121V117H120ZM20 118H19V124H21L20 123ZM91 119H89V121H90ZM101 121H102V119H100ZM171 120V119H170ZM4 121V122H3ZM22 121V120H21ZM32 121H34V120H32ZM32 121H31V123H32ZM97 122H99V120H96ZM5 122V123H6ZM18 122V121H17ZM24 122V121H23ZM77 122V121H76ZM83 121H81V123L79 124V125H77L76 127H74V124H73V127H74V129L72 130V128H71V132H72V137L74 138H77L78 136H80V134H83V133H81V130L82 129H84V131L86 130V129H89L90 131H92V129H90V127L89 128H87L86 126V128H82V125H84L83 123H82ZM110 122H112V121H110ZM119 122H121V120L119 121ZM14 123V125L16 124V122H13ZM113 123V122H112ZM28 124H30V123H28ZM34 124V123H33ZM96 124V123H95ZM99 124H102V123H98V125ZM111 124V123H110ZM17 126H18V124H16ZM15 125V126H16ZM32 124H30L29 126H31ZM35 125H37V124H35ZM118 125V124H117ZM121 125V124H120ZM19 126H22V124L21 125H19ZM34 126V125H33ZM79 126V127H78ZM88 126V125H87ZM94 126V125H93ZM113 126V125H112ZM115 126V125H114ZM113 126V127H114ZM6 127V126H5ZM10 127V126H9ZM37 127H39V126H37ZM37 127H35L34 129L36 130L37 129ZM116 127V126H115ZM178 127V126H177ZM12 128L14 129V127L12 126ZM16 128V127H15ZM20 128V127H19ZM33 128V127H32ZM76 128V129H75ZM109 128V127H108ZM107 129V128H106ZM118 129H119V127H118ZM264 129V128H263ZM34 130V131H35ZM95 130H96V128H95ZM115 130V129H114ZM15 131V130H14ZM16 131H17V129H16ZM16 131L14 132V134L16 133ZM26 131H28V130H26ZM33 131V130H32ZM37 131V130H36ZM89 131V132H90ZM116 131V130H115ZM118 131V130H117ZM18 132V131H17ZM30 132V131H29ZM86 132V131H85ZM98 132V131H97ZM113 132V131H112ZM122 131H120L119 133H121ZM13 133V132H12ZM118 133V134H119ZM17 134V133H16ZM19 136L20 137H18L19 138V140H18V142H21V146H22V148H23V150H26L28 153H30L31 155H33V151H32V149H30V145H29V143H30V141L32 142L33 140V138L34 137H28L29 135L30 136H32L31 135V133L28 135V136H26V135H23L24 134V132L22 133V134H20V131H19ZM33 134V133H32ZM35 134V133H34ZM87 134V133H86ZM85 134V135H86ZM110 135L112 134L111 132L109 133ZM115 134H117V133H115L114 132V135ZM263 135L262 136H264V130H263V133H262ZM69 135V136H70ZM113 135V134H112ZM120 135V134H119ZM227 135H229V134H227ZM13 136H15V135H13ZM33 136H35V135H33ZM77 136V137H76ZM84 136V135H83ZM118 136V135H117ZM17 137H15V138H17ZM120 137V136H119ZM74 138V139H75ZM79 139H80V137H78ZM122 139L123 138H125V136L123 137H121ZM120 138V139H121ZM116 139H117V137H116ZM17 140V139H16ZM262 141H264V139L262 138L261 139ZM121 141V140H120ZM164 141V140H163ZM167 142H169L168 140H167ZM34 144V143H33ZM130 144V143H129ZM188 144V143H187ZM35 145V144H34ZM119 145H120V143H119ZM166 145V144H165ZM172 145V144H171ZM123 147L122 148H124L125 149V146H124V144L122 145ZM127 146H129V145H127ZM181 146V145H180ZM80 147V146H79ZM21 148V149H22ZM25 148V149H24ZM121 148V150L124 152V149H122ZM173 148V147H172ZM34 149V148H33ZM133 149V148H132ZM1 151V150H0ZM14 151V150H13ZM18 151V150H17ZM37 151V150H36ZM40 151V150H39ZM67 151V150H66ZM10 152V151H9ZM12 152V151H11ZM26 152V153H27ZM41 152V151H40ZM81 152V151H80ZM121 152V151H120ZM122 152V153H123ZM132 152V151H131ZM11 154V153H10ZM12 154H14V153H12ZM19 154V153H18ZM40 154H42V153H40ZM124 154V157H126V156H128L129 155V153H128V151H127V149L125 150V152L123 153ZM127 154V155H126ZM3 155H4V152H3ZM35 155V154H34ZM37 155H38V153H37ZM122 155V154H121ZM0 156H2V154L0 155ZM19 156V155H18ZM20 156H21V154H20ZM23 156H25V155H23ZM36 156V155H35ZM14 157H15V155H14ZM22 157V156H21ZM40 157H41V155H40ZM120 157V156H119ZM124 157H122V158H124ZM2 159H3V156L1 157ZM9 158H10V156H9ZM13 158V157H12ZM17 158H20V157H17ZM22 159V158H21ZM126 159V158H125ZM18 160H20V159H18ZM35 160V159H34ZM124 160V159H123ZM106 161V160H105ZM130 161V160H129ZM1 163H2V161H0ZM16 162H18V161H16ZM35 162V161H34ZM36 162H37V160H36ZM35 162V163H36ZM106 162H109V163H105L104 164V162H103V166L102 167H99V168H101V169H99V172L98 173H100L101 172V170H102V172L101 173H104V172H108V171H110L112 168L110 167L111 165H112V163L110 164V161H106ZM125 162V161H124ZM19 163H20V161H19ZM26 163V162H25ZM100 163V162H99ZM132 163V162H131ZM139 163V162H138ZM92 164V163H91ZM98 164V163H97ZM96 164V165H97ZM109 164H110V166H109ZM133 164H135V163H133ZM12 165V164H11ZM51 165V164H50ZM95 165V166H96ZM102 165V164H101ZM165 165V164H164ZM128 166V165H127ZM45 167H47L46 166V163H45V166L43 167V168H45ZM53 167V166H52ZM93 167V166H92ZM130 167V166H129ZM135 167V166H134ZM137 167V166H136ZM135 167V168H136ZM95 168V167H94ZM93 168V169H94ZM138 168V167H137ZM136 168V169H137ZM161 168V167H160ZM89 169H91L90 167H89ZM131 169H133L132 168V166H131ZM183 169V168H182ZM16 170V171H15ZM19 170H20V168H19ZM45 170H46V173H47V169L45 168ZM130 170V169H129ZM160 170V169H159ZM161 170H163V169H161ZM13 171V170H12ZM18 170L17 169H14V171L13 172H11L12 174H15L16 172H17ZM48 171H50V170H48ZM202 171V170H201ZM201 171L199 170V172L201 173ZM161 172V175H157V177H158V179L160 180L159 182H160V184H162V182L163 181H165V180H167V179H169L171 176H170V173H167V172H162V171H160ZM41 173V172H40ZM51 173V172H50ZM50 173H48L50 176H47L46 174H44V176H46V178L45 177H43V179L45 178V179H47V177H48V179H50V177L52 176ZM100 173V174H101ZM261 173V172H260ZM43 174L42 175H40V176H43ZM195 174H197V173H195ZM225 174H226V172H225ZM256 173H254L253 172V175H255ZM22 175V174H21ZM79 175V174H78ZM86 175H87V173H86ZM102 175H104V174H102ZM106 175H108V176H106ZM106 175H104V176H102V177H100V178H102V180L99 182L100 184H102V185H100V186H102L101 188H102V192H103V194L105 195V197H107L106 199L107 200H105L104 199V207H103V209H102V212H103V214L104 215H110V217H111V215L113 216V218H114V220L116 219V221H115V223L117 222V220H118V223H119V221L121 222V221H126V220H128V218H132L134 215H135V205L134 204H136V201H133V198H131L130 196H129V194H130V192H131V190H133L132 188H130V185H127V184H129V180H128V183L126 184H124V185H119V186H117L118 184H117V180H115L116 182V184L114 183V179L115 178H118L119 176L118 175H116V176H118V177H112L113 175H110L109 176V174H106ZM191 175V174H190ZM204 175V174H203ZM221 175V174H220ZM252 175V176H253ZM256 175H258V174H256ZM55 176V175H54ZM100 176V175H99ZM188 176V175H187ZM200 176H202V175H200ZM206 176V175H205ZM214 176H216V175H214ZM259 176V175H258ZM262 176V174H260V177ZM10 177V176H9ZM20 177V176H19ZM24 177V176H23ZM38 177H39V175H38ZM59 178L57 179V181H61V178L60 177H62V176H58ZM175 177V176H174ZM225 177H227V176H225ZM26 178V177H25ZM57 178V177H56ZM63 178V177H62ZM112 178H114V179H112ZM131 178V182L133 183V180H135V179H133L132 180V177H130ZM134 178V177H133ZM172 178V177H171ZM204 178V177H203ZM208 178V177H207ZM206 178V179H207ZM215 178V177H214ZM217 178V177H216ZM224 178V177H223ZM29 179V178H28ZM47 179V180H48ZM83 179H86V177H84ZM200 178H198V180H199ZM205 178H204V180H206ZM40 180H42L41 178H40ZM46 180V181H47ZM146 180V179H145ZM201 180V179H200ZM208 180H209V178H208ZM85 181V180H84ZM155 181V180H154ZM168 181V180H167ZM172 181V180H171ZM174 181V180H173ZM77 182H80V181H77ZM83 182V181H82ZM81 182V183H82ZM86 182V181H85ZM198 182V183H197ZM58 183V182H57ZM61 183V182H60ZM143 183V182H142ZM146 183V182H145ZM164 183V182H163ZM172 183V182H171ZM178 183V182H177ZM196 185H194V183H193V185L194 186H191L192 188L190 189V190H188V192L186 193V192H184L183 191V189H185V188H183L182 189V192H184L185 193V197L183 198V196H182V201H184V203L183 204H191V205H188L187 207L184 205V206H182L180 209L178 208V212H177V214H176V216H174V218H176L175 219V221H173L171 224V226L169 227V229L171 230V233L173 232V234H174V240H175V238H176V242H177V248L179 249V250H183V252L184 251H188V252H190V254H192V256H191V258H190V256H189V258L188 259H185V260H181L182 258H183V256L179 253V255L180 256H182V258L179 256V257H177L176 258V256L174 257V259L176 258V261H174V259H172V261H174V264L176 263V264H264V257H261L262 256V254H264V248L262 249H259V250H257L258 252H256V250H254L255 249V246H252L253 248L252 249H250L249 251H250V253L252 252V250H253V253H254V251H255V253L256 254H253V255H251L250 256V254H248V257H244L242 254H244L245 255V253H243V252H245L244 250H246L247 248H248V245L252 242H255L256 240H255V237L257 238V237H259L260 238V236H261V232H260V230H262V228H264V227H262L261 228V226H259L258 227V225H259V223L261 222V221H259V219H258V216L260 215H258L257 216V211L259 210L260 212H261V210L262 209H260L259 207V209L257 210L256 209V207H255V213L256 214H253L254 215V217H255V215L257 216L256 218L258 219V221H257V223H254L253 221H251L252 220V218H249L248 216L249 215H252V214H248V216H247V212H249V209H246V207L244 206V205H247V204H245L244 202H250L251 200H252V198H254V196H255V194L253 193V190L252 189H248L245 193H241L242 194V197H241V200L236 204V206L238 207V209H240V211H237V215H234L233 214V210H231V209H226V208H224L221 204H218L212 197H211V192L212 191H214V190H216V189H218V187L220 188V186L218 185V182L216 181V180H213V179H211V180H209V181H204V182H199V181H197L196 180ZM223 183V182H222ZM78 184V183H77ZM84 184V183H83ZM131 184V183H130ZM159 184V183H158ZM160 184H159V186H160ZM182 184V183H181ZM190 184H192V183H190ZM190 184H187V185H190ZM226 184V183H225ZM80 185V184H79ZM96 185V184H95ZM116 185V186H115ZM143 185H144V183H143ZM99 186V185H98ZM97 185L96 186H93V189L95 188V187H98ZM99 186V187H100ZM146 186H147V184H146ZM166 186V185H165ZM165 186H163L162 188L164 189V187ZM173 185H171V187H172ZM174 186H178V184L177 185H174ZM228 186V185H227ZM252 186V185H251ZM33 187V186H32ZM143 187V186H142ZM170 187V186H169ZM168 187V188H169ZM170 187V188H171ZM185 187H187V186H185ZM190 187V186H189ZM189 187H188V189H189ZM33 188H35V186L33 187ZM36 188H37V186H36ZM147 188V187H146ZM166 188V187H165ZM169 188V189H170ZM172 188H174V187H172ZM222 188V187H221ZM39 189H41V188H39ZM97 189V188H96ZM96 189H94V190H96ZM174 189H178V187H176V188H174ZM224 190H225V187L223 188ZM35 190V189H34ZM93 190V191H94ZM155 190V189H154ZM164 190H166V191H168V189H164ZM172 191H174L173 189H171ZM31 191V190H30ZM100 191V190H99ZM164 192L163 191V196L161 195V197L162 198H160L161 200H163V202H166L165 200H167V199H169L168 198V194L169 193H172V191L171 192ZM170 191V190H169ZM179 191V190H178ZM221 191V190H220ZM223 191V190H222ZM101 192V193H102ZM254 192H256V191H254ZM42 193V192H41ZM97 193V192H96ZM133 193H135V192H133ZM178 193V192H177ZM36 194H38L37 193V191H34L30 196H29V199L30 198H32V197H34V196H37ZM94 195H92L93 197H95V193H93ZM103 194H100V196L101 195H103ZM183 194V193H182ZM222 194V193H221ZM240 194V195H241ZM51 195H54V193L53 194H51ZM90 195V193H88V197H90L89 199H88V202H91V200L93 199L91 196H89ZM103 195V196H104ZM171 195V194H170ZM176 195V194H175ZM218 195V194H217ZM40 196V195H39ZM99 196V199L101 198V200H102V197H100ZM132 196V195H131ZM143 196H145L144 195V193H143ZM178 196H180V193H179V195ZM104 197V198H105ZM134 197V196H133ZM138 197H139V195H138ZM137 197V198H138ZM146 197V196H145ZM145 197H144V199H145ZM149 197V196H148ZM238 197H240V196H238ZM97 198V197H96ZM95 198V199H96ZM140 198V197H139ZM28 199V200H29ZM98 199V198H97ZM99 199H98V201H99ZM132 199V200H131ZM154 199V198H153ZM172 199V198H171ZM255 199V198H254ZM258 199H259V197H258ZM32 200H34V199H32ZM31 200V201H32ZM76 200V199H75ZM94 200V199H93ZM146 200V199H145ZM155 200V199H154ZM174 200V199H173ZM179 200V199H178ZM257 200V199H256ZM98 201H95V203L96 202H98ZM149 201V200H148ZM159 201V200H158ZM168 201V200H167ZM181 201V202H182ZM86 202V201H85ZM88 202H87V204H88ZM154 201L152 200V205L150 206V208L148 207V209H149V212L150 213H153V214H155L157 211H159V209H158V207H159V205L157 204V203H153ZM161 202V201H160ZM159 202V203H160ZM170 202V201H169ZM252 202V201H251ZM256 202V201H255ZM140 203V202H139ZM149 204V202H147L146 201V203L145 204ZM223 203V202H222ZM73 203H71V207L72 208H74L73 207V205H72ZM79 204V203H78ZM77 203H76V207H77V205H78ZM98 204V203H97ZM96 204V205H97ZM144 204V205H145ZM156 204H157V206H156ZM166 204H167V202H166ZM171 204V202L169 203V205ZM173 204V203H172ZM181 204V203H180ZM249 204V203H248ZM252 204V203H251ZM163 205V204H162ZM253 205V204H252ZM69 206V207H70ZM131 206V207H130ZM137 206V205H136ZM139 206H140V204H139ZM146 206V205H145ZM149 206V205H148ZM244 206V207H243ZM70 207V208H71ZM138 207V206H137ZM262 207V206H261ZM161 208V207H160ZM264 208V207H263ZM76 209V208H75ZM98 209V208H97ZM130 209V210H129ZM139 208H137V210H138ZM250 209H253V208H250ZM7 210V209H6ZM91 210V209H90ZM175 210H176V208H175ZM245 210L247 211L246 213H245ZM264 210V209H263ZM94 211H96V210H94ZM162 211H163V209H162ZM93 212V211H92ZM137 212V211H136ZM260 212H258V213H260ZM13 214L15 213V212H12ZM159 213V212H158ZM165 213V212H164ZM163 213V214H164ZM250 213H252V210H250ZM0 214H3V216L2 215H0V219L2 218V220L1 221H3V219L5 218V216H7V214L5 215V213H0ZM262 214H264V212L262 213ZM10 215V214H9ZM12 215V214H11ZM86 215H88V214H86ZM158 215V214H157ZM175 215V214H174ZM159 216V215H158ZM4 217V218H3ZM80 217V216H79ZM252 217V216H251ZM127 218V219H126ZM156 218V217H155ZM260 218V217H259ZM108 219V218H107ZM126 219V220H125ZM198 220L199 219V221L197 222V225H194L193 223V220ZM32 220V219H31ZM111 220V219H110ZM113 220V221H114ZM171 220V219H170ZM170 220H168V221H170ZM82 221V220H81ZM255 221V222H256ZM33 222V221H32ZM128 222V221H127ZM195 222V223H196ZM11 223V222H10ZM117 223V225H118V227H119V224ZM122 223V222H121ZM131 223V222H130ZM129 223V224H130ZM169 223V222H168ZM7 224H9V223H7ZM6 224V226H5V224L4 225H1V222H0V235H2V234H7L8 235V233H9V229H11L12 227H9V225H7ZM21 224H22V222H21ZM124 224V226L123 227H126L125 225V223H123ZM122 224V225H123ZM261 225H263L262 223H260ZM88 225V224H87ZM255 225H257V227L259 228H257V230H255V231H259V232H252V231H250V235L252 234V239L254 238V240H252V239H250L251 240V242H250V240H249V238H250V235L248 234L249 232H247L246 233V236L247 235H249L248 237L249 238H247V237H245L244 235V233H245V230H253L252 228H255L256 226ZM26 226V225H25ZM44 226V225H43ZM107 226V225H106ZM129 226V225H128ZM211 226H213V229L211 228L210 230H209V228L211 227ZM21 227V226H20ZM19 227V228H20ZM29 227V226H28ZM76 226H74V228H75ZM90 226H88V228H89ZM130 227V226H129ZM167 227V226H166ZM32 228V227H31ZM82 228V227H81ZM87 228V227H86ZM120 228H121V226H120ZM21 229V228H20ZM23 229H25V228H23ZM26 229H28V228H26ZM79 229V228H78ZM90 229V228H89ZM119 229V228H118ZM127 229V228H126ZM169 229H167L168 231H169ZM22 230V229H21ZM80 230V229H79ZM253 230V231H254ZM6 231H8V233L6 232ZM18 231H19V229H18ZM76 231V230H75ZM86 231H88V230H86V229H84L83 231L81 230V232L79 233V239L81 240L82 238H86V235L88 234ZM124 231V230H123ZM128 231H129V229H128ZM263 231V230H262ZM29 232V231H28ZM27 232V234H25L26 236H28V233ZM73 232V231H72ZM167 232V231H166ZM252 232V233H251ZM11 233V232H10ZM20 233V232H19ZM35 233V232H34ZM78 233V232H77ZM107 233V232H106ZM130 233V232H129ZM255 233H258L257 234V236H255L256 234ZM5 234V235H6ZM264 234V233H263ZM6 235V236H7ZM10 235V234H9ZM18 235V234H17ZM16 235V233H15V237L17 236ZM30 235V234H29ZM76 235V234H75ZM108 235V234H107ZM170 235V234H169ZM172 235V234H171ZM253 235H254V237H253ZM258 235H260V236H258ZM3 236V235H2ZM19 236V235H18ZM25 236V237H26ZM88 236V235H87ZM105 236H106V234H105ZM110 236V235H109ZM15 237H12V234H11V237H9L8 236V241L10 242V244L11 245H13V246H15V247H17V246H20V245H18L20 242H22V241H20V239L18 240V238H15ZM19 237H21V236H19ZM37 237V236H36ZM89 237V236H88ZM107 237L108 236H106V237H104L103 239H102V241H101V243H100V245L102 246L105 242H106V245L108 244L107 243ZM113 237V236H112ZM137 237V236H136ZM262 237V236H261ZM264 237V236H263ZM263 237L262 238H260V239H262L261 241H263V243H264V240H263ZM22 238V237H21ZM84 238V239H85ZM132 237H130V239H131ZM134 238V237H133ZM132 238V239H133ZM146 238H148V237H146ZM172 238H173V235H172ZM259 238H258V240H259ZM30 239H31V237H30ZM108 239H110V238H108ZM22 240H23V238H22ZM77 240V239H76ZM83 240V239H82ZM107 240V241H106ZM116 240H118V239H116ZM6 241H7V239H6ZM20 241V242H19ZM24 241H25V239H24ZM78 241V240H77ZM133 241V240H132ZM260 241V240H259ZM259 241H256V243L257 242H259ZM28 242V241H27ZM36 242V241H35ZM111 242H114V244L116 245V243H115V241H111ZM116 242H119V241H116ZM26 243V242H25ZM137 243V242H136ZM256 243L254 244V245H256ZM3 245H4V243H2ZM112 244V246H113V248H114V244L113 243H111ZM126 244V243H125ZM135 244V243H134ZM134 244L132 245V243L130 244V247L132 246H134ZM258 244V243H257ZM47 245V244H46ZM105 245V246H106ZM158 245V244H157ZM259 245V244H258ZM260 245H261V243H260ZM12 246V247H13ZM257 246V245H256ZM14 247V248H15ZM263 247V246H262ZM19 248V247H18ZM18 248L17 249H13V248H11L12 250H15V252L14 253H16V256L18 255L19 256V254L17 253V252H20V251H18ZM50 248L51 247H49V250H50ZM52 248H53V246H52ZM109 248V247H108ZM116 248V247H115ZM251 248V247H250ZM21 249V248H20ZM19 249V250H20ZM25 249V248H24ZM23 249V250H24ZM98 249H100V247H98ZM143 249V248H142ZM249 249V248H248ZM248 249H247V251H248ZM258 249V248H257ZM12 250H10V251H12ZM16 250H17V252H16ZM105 250V249H104ZM134 250V249H133ZM138 250H140V249H138ZM177 250V249H176ZM0 251H2L1 250V247H0ZM25 251V250H24ZM30 251H31V249H30ZM249 251H248V253H249ZM127 253H128V251H126ZM34 253H35V251H34ZM115 253V252H114ZM130 253V252H129ZM113 254V253H112ZM126 254V253H125ZM131 255H134L135 253H130ZM259 254H261L260 256H259ZM0 255H1V253H0ZM12 255V254H11ZM26 255V254H25ZM35 255V254H34ZM130 255V256H131ZM188 255V254H187ZM15 256V255H14ZM21 256V255H20ZM22 256H24V254L22 255ZM30 256V255H29ZM33 256V255H32ZM106 256H108V255H106ZM105 256V257H106ZM114 256H116L115 254H114ZM119 256H121L120 254H119ZM127 256H129L128 254H127ZM129 256V257H130ZM135 256V255H134ZM2 257V256H1ZM3 257H4V255H3ZM13 257V256H12ZM11 257V258H12ZM28 257V256H27ZM38 257V256H37ZM103 257V256H102ZM104 257V258H105ZM117 257V256H116ZM128 257V258H129ZM185 257H187V256H184V258ZM23 258V257H22ZM22 258H21V260H22ZM31 258V257H30ZM34 258V257H33ZM32 258V259H33ZM107 258V257H106ZM113 258V257H112ZM118 258L119 257H117V259H116V261H115V257H114V260H112L113 262H110V264H119V262L117 261L118 260ZM180 258V259H179ZM27 259V258H26ZM31 259V260H32ZM82 259V258H81ZM110 258H108V259H103V258H101V259H99V260H90V261H88L89 263H87V264H109V260ZM130 259V258H129ZM128 259V260H129ZM179 259V260H178ZM33 260H35V258L33 259ZM123 260V259H122ZM121 260V261H122ZM125 260V259H124ZM13 260H11L10 258H7L6 260H5V262L3 261V263H1V264H13L14 263V261L12 262ZM18 261V260H17ZM39 261H41V259L39 260ZM120 261V260H119ZM120 261V262H121ZM20 262V261H19ZM19 262H18V264H19ZM24 262V261H23ZM129 262H133V260H132V258H131V261H129ZM138 262V261H137ZM136 261H135V263H137ZM28 263V262H27ZM32 263V262H31ZM34 263H36V262H34ZM70 263V262H69ZM84 263V262H83ZM126 263H127V261H126ZM140 263V262H139ZM173 263V262H172ZM16 264V263H15ZM30 264V263H29ZM39 264V263H38ZM71 264V263H70ZM121 264H123V263H121ZM124 264H125V262H124ZM130 264H133V263H130ZM138 264V263H137ZM141 264V263H140Z\"/></svg>", "mask_w": 264, "mask_h": 264}, {"label": "snow or ice", "instance_id": "3", "mask_svg": "<svg viewBox=\"0 0 264 264\" xmlns=\"http://www.w3.org/2000/svg\"><path fill=\"white\" fill-rule=\"evenodd\" d=\"M101 174H103V173H101ZM91 186H92V185L90 184L89 187H91Z\"/></svg>", "mask_w": 264, "mask_h": 264}]
</instances>
